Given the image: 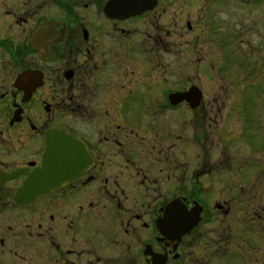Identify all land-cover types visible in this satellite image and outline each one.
I'll return each instance as SVG.
<instances>
[{
    "label": "flooded vegetation",
    "instance_id": "af4514ba",
    "mask_svg": "<svg viewBox=\"0 0 264 264\" xmlns=\"http://www.w3.org/2000/svg\"><path fill=\"white\" fill-rule=\"evenodd\" d=\"M261 78L264 0H0V264H264Z\"/></svg>",
    "mask_w": 264,
    "mask_h": 264
},
{
    "label": "water",
    "instance_id": "95a60500",
    "mask_svg": "<svg viewBox=\"0 0 264 264\" xmlns=\"http://www.w3.org/2000/svg\"><path fill=\"white\" fill-rule=\"evenodd\" d=\"M105 15L114 17L107 12ZM178 97V101L183 100L182 96ZM60 137L57 141L55 137L48 135L42 167L29 175L24 182L23 188L17 194L19 202H25L28 197L34 198L37 194L53 192L78 177L86 168L88 159L80 143L67 135Z\"/></svg>",
    "mask_w": 264,
    "mask_h": 264
},
{
    "label": "rangeland",
    "instance_id": "374dc122",
    "mask_svg": "<svg viewBox=\"0 0 264 264\" xmlns=\"http://www.w3.org/2000/svg\"><path fill=\"white\" fill-rule=\"evenodd\" d=\"M249 79H250V77L247 78V80H249ZM252 80H253V78H252ZM257 80H258V82L261 81V83L255 85V89L254 90H250L251 94L255 91V97L253 99H250V100L255 105V116L264 117V82H262V81H264V78L257 79ZM218 84L219 83H217V84L214 83L213 84L212 80H210V82L207 83L206 87L208 88L207 89V96H208V100L209 101H212L213 97L216 100V98H215L216 95L219 96L221 94V96L224 97V95H222L223 91H220V93H219V88H217ZM240 87H241V85L239 86V89H240ZM216 90L218 92H216ZM253 95H254V93H253ZM230 99L233 100L235 98H229L226 101H230Z\"/></svg>",
    "mask_w": 264,
    "mask_h": 264
}]
</instances>
